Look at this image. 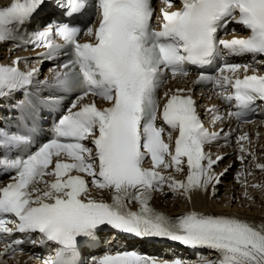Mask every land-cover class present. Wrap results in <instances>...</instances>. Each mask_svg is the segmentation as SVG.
Masks as SVG:
<instances>
[{
    "label": "snow or ice",
    "instance_id": "6c2138e0",
    "mask_svg": "<svg viewBox=\"0 0 264 264\" xmlns=\"http://www.w3.org/2000/svg\"><path fill=\"white\" fill-rule=\"evenodd\" d=\"M161 2L159 15L153 0L0 5V44L34 51L0 62V100L15 113L14 127L0 120V174L9 178L0 182V264L25 243L50 249L43 264H264V218L196 209L172 216L152 204L157 195L189 203L200 192L215 197L234 162L216 172L225 155L210 149L234 133L237 182L244 177L249 186V165L264 171L240 129L264 118V0ZM45 8L48 19L29 31ZM233 24L247 34L237 35ZM44 64L51 67L40 79ZM192 69H199L194 79ZM177 79L211 88L224 110L212 104L204 114L217 127L202 119L192 88L161 96ZM57 110L48 137L35 142L39 120ZM105 230L132 241L178 242L196 259L111 248L85 257Z\"/></svg>",
    "mask_w": 264,
    "mask_h": 264
},
{
    "label": "bare ground",
    "instance_id": "6f19581e",
    "mask_svg": "<svg viewBox=\"0 0 264 264\" xmlns=\"http://www.w3.org/2000/svg\"><path fill=\"white\" fill-rule=\"evenodd\" d=\"M234 162H236L235 159ZM246 171L252 173L247 176V178L252 179L247 190H244L241 185L245 178H241L238 183L235 179L237 170L232 175V169H230L222 177L221 184L217 186L215 197L210 195L211 191L207 194L200 192L193 194V200L189 203L184 198L177 199L169 195V198L161 199V195H159L160 203L163 208L173 214H181L196 209L205 213L236 215L259 223L264 218V188L252 187V185H264V171H256L250 166L247 167ZM231 175L232 178L228 179ZM245 193H247V196ZM233 197H235V202H233ZM248 197H251V199Z\"/></svg>",
    "mask_w": 264,
    "mask_h": 264
}]
</instances>
